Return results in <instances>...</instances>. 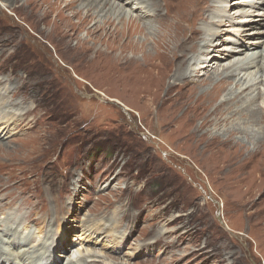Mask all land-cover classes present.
<instances>
[{"label": "rangeland", "instance_id": "obj_1", "mask_svg": "<svg viewBox=\"0 0 264 264\" xmlns=\"http://www.w3.org/2000/svg\"><path fill=\"white\" fill-rule=\"evenodd\" d=\"M26 1L0 0V85L10 87L5 102L9 113L0 116H21L0 117L7 123L0 135V190H5L0 209L16 212L34 205V212L53 217L55 226L45 236L40 225L22 222L16 225L20 238H31L35 247L50 246L64 263L264 264V175L257 176L264 146L213 145L214 136L226 137L238 121L203 130L197 129L199 118L188 123V117L202 110L183 112L180 104L188 86L168 89L176 67L165 65V76L160 74L165 80L153 88L133 68L119 69L114 52H104L111 43L120 52L129 39L154 51L157 31L173 19L184 27L181 38L192 41L197 34L215 42L202 60L189 64V87L210 86L232 63L248 61L256 52L255 63L236 72L219 99L249 87L243 95L246 104L264 113V0H209L213 13L206 12L211 16L203 21L190 10L205 13L208 4L190 0L175 18L165 13L159 20L143 19V32L117 19L126 35L116 40L102 29L89 33L77 16L73 29L53 28L40 18L38 5ZM165 1L166 9L155 10L148 2L143 12L177 11V0ZM131 6L125 8L127 20L143 13ZM104 14L98 12L89 27ZM218 20L227 22L219 26ZM199 26L204 35L199 36ZM240 44L257 49L206 67L211 54H235L229 49ZM126 51L143 61L144 49ZM149 87H160V93L149 92ZM246 128L264 135V122ZM243 136L236 138L246 142ZM246 150L256 152L250 162ZM1 214L0 222L5 220Z\"/></svg>", "mask_w": 264, "mask_h": 264}, {"label": "bare ground", "instance_id": "obj_2", "mask_svg": "<svg viewBox=\"0 0 264 264\" xmlns=\"http://www.w3.org/2000/svg\"><path fill=\"white\" fill-rule=\"evenodd\" d=\"M11 1H14V0H11ZM31 1L35 5H38L40 18L42 20L50 21V23L53 25V28L54 27H60L62 29H68V28L73 29V27H75V26H74V21L72 18H73V16H77L80 19L79 23L83 27H87V30L89 33H93L97 29H102V30H105V32L107 34H109V37H113L115 40L117 38H119V36L121 38H123L126 35V32H124V30L122 31L121 28L119 29L118 24L115 23V21L117 19L119 21L123 20V21H125V23L128 21V25L130 27L134 28L133 29L134 31H142L143 32L147 29V26L145 25L146 21L144 20V23H145L144 24L142 21L143 19L153 20L156 18L159 20V19H162L164 17L163 14H165V13H166V16L171 17V18H175V14H182V9H183L182 5L188 4L189 2L191 3L190 0H177V4H175V5H177V8H178L177 11L178 12L176 10H174L176 12L173 11L174 13L171 14L169 12H166L168 10L167 9L164 12L154 11L155 14L152 15V13H150L148 11L143 12L146 5H148L150 3L153 6V8H155V10H162V8H164V6H165V9H166V7H168L167 2L166 1L164 2V0H162L164 2L163 5L159 2H155L156 0H146V1L145 0H120V2H118V0H85L86 1L85 4H84V0H81V2L79 4H77V2H79L80 0H35V1L27 0L26 2L29 5H31L32 4ZM36 1H37V3H36ZM181 1H183V2H181ZM205 1L208 4V5H206L205 13L203 12V10H201L200 13L197 12L195 10L196 8L190 10V12L193 11L198 16L202 15L203 16L202 20L200 19V17H198V19H200L201 21H203L204 18H205L204 20L210 19V16H211L210 13H213L212 7L209 8L211 3L209 4V0H205ZM220 1H225V3L228 2V0H220ZM244 1L245 0H235L234 2H236L237 4H241ZM194 2H197L198 4H200L201 0H195ZM194 2H192V3H194ZM256 2H262V1L257 0ZM130 3H134L135 7L131 6L132 9L139 7L141 12H143L140 15H143V16H140V15H137V17L130 16V18L127 20L126 14H125V8L128 4L130 5ZM168 3H170V2H168ZM232 3L233 2H231V4ZM193 5H195V3ZM80 7L85 9V11H83V9H81ZM95 8H97V9H95ZM237 9H239V8H237ZM66 10H71L70 11L71 15L69 13L66 14L65 13ZM235 10L236 9H234V11ZM184 11H186V10H184ZM208 11L210 13L206 14V12H208ZM98 12H102V13L105 12L104 17H103L104 19L102 21L98 22V24H96L95 26L91 25L89 27V24L95 19V15ZM180 18L181 17H178L179 21H180ZM186 18H188V16H186ZM246 19L247 18H245V20ZM173 21L174 20L171 19L170 21L167 22L168 24H163V25H166L165 29H162V31H157L159 33L158 34L159 36H158V39L156 41V43H157L156 47L154 46L155 47L154 51L148 50V47H146V44L143 41H142V43H140V41H136V40L133 41V40L129 39L123 44V46H122L123 49L120 52H115V48L112 45L113 43H111V42H110L111 45L109 46V49L107 47V49H105L104 52L105 53L106 52L108 53L110 51H111V53L114 52L112 57L118 61L119 69L123 70L124 68H127V67L133 68L134 74L135 73L142 74L141 76H138L137 78L142 79L143 77H145V79H148V83L151 86H153V88L155 87V85L157 83L158 84L161 83L162 77L160 76V74L163 77L165 76V74H166L164 71L165 65L176 67L175 72L171 75V77H169L170 79L168 80V83H169L168 89L172 88V90H175L174 87L176 85H180L183 89L188 86L189 91L185 95H183L185 97V99L183 100L182 105L179 103L181 108L183 107V109H182L183 112L184 113L189 112L193 108L200 109V111L202 110V114H198L199 116H196V115L193 116V114H192L193 117H188L187 118L188 123H192L196 119L199 118V120H201L200 121L201 123H200V125H198L197 129L203 130L204 126H208V125H212V124H214V125H228V124H231L232 122L238 121V124L236 126L232 125L231 127H229V129L227 130V132H228L227 136L225 135L226 137L220 138V136L219 137L214 136L212 139L213 145H215V146H249L248 144L252 143L253 146H264V135L263 136L262 135L259 136L258 134L256 135V133L249 132V130L246 128L250 124L257 125V124L264 122L263 111L260 108L251 107L250 105L246 104V102L248 101L246 99L248 97L245 98L243 95H245V91L249 87H245V89H243L240 92L232 93L233 96H229L228 98H225L223 100L219 99L222 92H224L225 88L228 87V84H230L231 82L234 81L235 73L246 70L255 63V61L257 60L256 52H252L253 53L252 57L248 61H240V62H237L235 64L232 63V66L229 68V70H226L222 74L217 76L212 81L210 86H207V87L201 86L200 87L199 85H197V86L192 85V87H189V84L192 83V80L190 79L189 75L186 72L189 64L191 63L192 59H194V63H198L200 60H202V58L204 56H206V53L209 51L208 46L210 48L212 45H214L215 42H212L211 41L212 39L207 40L206 37L200 36L203 33L205 34V30L201 26H199V28L197 30L200 33L199 34L200 40L198 39L197 34H195V36L192 37L193 38L192 41H191V39L190 40H188L186 38L183 39L180 37V34H181L180 32L182 30H184V27H182L183 25L181 26L178 23L174 24ZM226 22H227L226 20L225 21L224 20H218V22H216V23L220 26L221 24H224ZM215 26H217V25H215ZM125 28L126 27H124V29ZM227 30H229V29H227ZM242 30L245 31L248 29L246 27H244V28H242ZM66 32H68V30ZM242 34L243 35H246V34L249 35L250 32H244ZM149 35H150V33H149ZM210 36H211V38L216 36V32H214V31L211 32ZM197 39H198V41H197ZM205 39H206V43L202 46L199 45L200 41L205 40ZM184 40H186V41H184ZM152 45H154V44L152 43ZM149 47H150V45H149ZM128 48L132 49V51L144 49L143 61H140L139 60L140 57H137L138 55L136 56L135 54H133L131 56H127L126 50ZM89 49H91V48H89ZM254 49H257L256 45H244V44L241 45L240 44L238 48L235 47V49H232V48L229 49V50H234L235 54L234 53H226V55L223 54L221 56H219V55L216 56L215 53L211 54L210 55L211 61L208 63L207 62L205 63L206 67H208V66L210 67V65L211 66L218 65V62L221 61L223 58H225V56L230 57L232 55H234V56L244 55L243 53L249 54L250 51H256ZM87 50H88V48H87ZM195 54H196V57L194 56ZM197 54L199 56H197ZM161 72H164V73H161ZM143 73H146V75H143ZM33 79H35L36 81L39 80V79L34 78V77H33ZM145 79H144V81H145ZM45 82H47V81H45ZM22 84H25V83H22ZM244 84L245 83H243V85ZM243 85H241V87ZM25 86H26V84H25ZM30 86H32V85H30ZM33 86H34V84H33ZM149 88H150L149 92L152 91L151 93L154 92L155 95H156V93H160V92H158V90H160V87H157V89L155 88L156 90H154L152 87H149ZM9 89H10V87H8L7 85H0V114L9 113L8 106L5 104V102L8 99L7 96H8ZM143 91H144V89H143ZM167 94H168V92L165 93V95H167ZM13 95H15V91H14ZM164 96H163V98H164ZM257 96L261 97L260 94H258ZM157 97H159V95ZM168 97H166V98H168ZM176 97H178V96H176ZM171 98L174 100L173 97H171ZM175 99H177V98H175ZM255 99L256 98H254V97L252 99H250V103L254 102ZM181 100H182V98H181ZM167 102H168V99H167ZM167 102L165 101V103H167ZM174 102H176V101H174ZM239 102L242 103V105H240ZM19 103H21V100ZM171 103H173V102H171ZM243 103L246 104L247 106L243 105ZM15 110L18 112L19 109L15 108ZM29 112H30V110H28L26 112L23 111L22 115L24 116V115H26V113L29 114ZM182 115H183V113H182ZM4 116H0V117H4ZM14 117H16V119L18 120V119H20L21 116H19L17 113L11 112L10 115H8L4 118H7V119L13 118L14 119ZM7 121H9V120H7ZM10 122H12V121H9V123ZM5 124H7L6 121L4 122V120L2 118H0V126L2 125L0 127V135L5 132V129L3 128V125H5ZM237 135H244L243 137L247 139V141H246L247 143L242 141V140L237 139L236 138ZM246 153L248 154V160H247L248 162L252 161L256 155V152H254V151L246 150ZM263 161L261 163H259V165H262ZM257 168L259 171V173L257 172V176L258 175H260V176L264 175V165L261 167L258 166ZM255 175L256 174H254V176ZM255 183H256V180L254 182H252V186H254ZM1 193H5V190H0V194ZM35 209L36 208L34 205H31L29 207H26V208L21 209V210L16 211V212L2 211L0 209V212H2L1 215H3L5 217V220L0 222V264H74V263H72V261H69L68 263H64L62 261V259L60 258L61 255L60 254L55 255V253L51 249V247L46 246V244H44V243L35 247L34 245H32L33 243H32L31 238H28V237L27 238H25V237L20 238L21 234L19 232L18 226H16V225H18L22 222L25 224L26 223H29V224L35 223L37 225H40V231L42 233H44L45 236H49L53 227L55 226L54 225L55 220L53 219V217L38 216V214L34 212ZM24 213H26V214H24Z\"/></svg>", "mask_w": 264, "mask_h": 264}]
</instances>
